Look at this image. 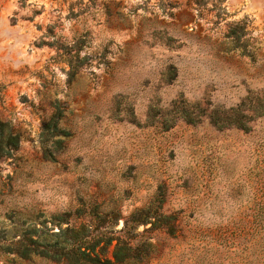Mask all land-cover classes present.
I'll use <instances>...</instances> for the list:
<instances>
[{
	"label": "rangeland",
	"instance_id": "rangeland-1",
	"mask_svg": "<svg viewBox=\"0 0 264 264\" xmlns=\"http://www.w3.org/2000/svg\"><path fill=\"white\" fill-rule=\"evenodd\" d=\"M0 122V264L159 204L127 264H264V0H0Z\"/></svg>",
	"mask_w": 264,
	"mask_h": 264
},
{
	"label": "trees",
	"instance_id": "trees-1",
	"mask_svg": "<svg viewBox=\"0 0 264 264\" xmlns=\"http://www.w3.org/2000/svg\"><path fill=\"white\" fill-rule=\"evenodd\" d=\"M232 36L236 41H239L242 37L237 32L232 33ZM216 124H219L218 121H216ZM0 127L11 126L0 122ZM1 133L0 143L1 145L5 144L4 147L9 149L7 154L9 155L12 151H18L19 136L9 131L8 136L5 138L3 137V131ZM156 202L160 203L162 201L158 200ZM117 217H113L112 214L113 220H117ZM170 220H172L171 217L161 212L160 204L156 208L150 205L144 210L135 211L131 218L126 221L125 228L121 232L125 235L123 237H113L111 235L113 232L108 231L105 233V237L88 241V237L85 236L86 231L84 232L85 226L79 230L70 226L66 230L61 231L60 234H56L57 237L64 236L65 240L63 242L40 244L37 241H33V253L57 260L66 258L74 264H127L130 262H143L148 259V256L154 251L155 247L150 243V239L143 238L144 234H138V230L141 226L153 224V227L169 228V230H172L171 234H174L175 226L169 223ZM113 227L114 223L111 225V229ZM138 237L142 239L138 240ZM104 242L105 247L97 251ZM113 242L117 243L113 253V260L104 259V250L111 246Z\"/></svg>",
	"mask_w": 264,
	"mask_h": 264
}]
</instances>
